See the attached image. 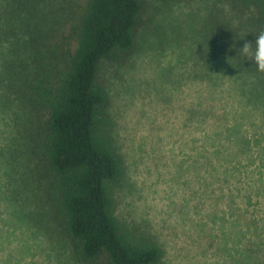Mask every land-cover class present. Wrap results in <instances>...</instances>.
<instances>
[{"label":"rangeland","instance_id":"obj_1","mask_svg":"<svg viewBox=\"0 0 264 264\" xmlns=\"http://www.w3.org/2000/svg\"><path fill=\"white\" fill-rule=\"evenodd\" d=\"M143 4L134 48L99 69L115 215L161 246L158 264H264V73L229 58L264 30V0ZM11 115L0 101V264H108L48 220L32 163L6 152Z\"/></svg>","mask_w":264,"mask_h":264},{"label":"trees","instance_id":"obj_2","mask_svg":"<svg viewBox=\"0 0 264 264\" xmlns=\"http://www.w3.org/2000/svg\"><path fill=\"white\" fill-rule=\"evenodd\" d=\"M143 2L0 0V101L15 130L6 152L25 153L48 220L91 263L158 264L163 257L156 241L115 215L122 161L104 137L109 99L99 82L104 59L134 48Z\"/></svg>","mask_w":264,"mask_h":264},{"label":"clouds","instance_id":"obj_3","mask_svg":"<svg viewBox=\"0 0 264 264\" xmlns=\"http://www.w3.org/2000/svg\"><path fill=\"white\" fill-rule=\"evenodd\" d=\"M233 48H235V44H233ZM237 56L241 58L243 64L245 60L254 61L256 70L260 73H264V30L255 35L254 43H245L243 47L239 48L238 53L234 58H229L234 60Z\"/></svg>","mask_w":264,"mask_h":264}]
</instances>
